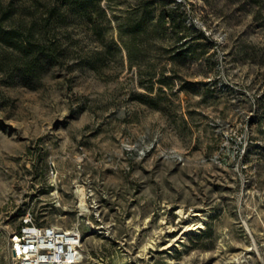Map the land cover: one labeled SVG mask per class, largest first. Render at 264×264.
<instances>
[{"label":"rangeland","instance_id":"374dc122","mask_svg":"<svg viewBox=\"0 0 264 264\" xmlns=\"http://www.w3.org/2000/svg\"><path fill=\"white\" fill-rule=\"evenodd\" d=\"M10 1L0 264L26 213L79 225L78 264H264V0ZM54 6L26 74L5 34Z\"/></svg>","mask_w":264,"mask_h":264},{"label":"built area","instance_id":"2783aa9c","mask_svg":"<svg viewBox=\"0 0 264 264\" xmlns=\"http://www.w3.org/2000/svg\"><path fill=\"white\" fill-rule=\"evenodd\" d=\"M82 232L79 225L42 224L26 213L9 234L11 264H78Z\"/></svg>","mask_w":264,"mask_h":264},{"label":"trees","instance_id":"16d2710c","mask_svg":"<svg viewBox=\"0 0 264 264\" xmlns=\"http://www.w3.org/2000/svg\"><path fill=\"white\" fill-rule=\"evenodd\" d=\"M100 0H76V4L78 5L77 10H84L88 7V5L92 3H99ZM70 0H62V5L65 7L69 6ZM17 8L14 6L13 2L5 3L4 0H0V31L3 30V21L8 20L13 23H18V26L22 25V20L19 17L20 14L17 12ZM59 7H50L45 16L41 17V20L32 17L30 23L31 25L26 28L27 31H20L18 28H13L12 30H8L6 32V36H8L6 40L12 48H14L19 56V60L24 61L25 63V73H31L36 68L41 66L44 62H48L53 58L52 51L55 49L54 46L50 47V53L47 55L44 54V42L43 38L47 33V29L51 23V20L59 18ZM82 12V11H81ZM55 22V21H54ZM163 23H160L161 26ZM37 30L40 32L39 37L34 35L33 30ZM129 32L136 33L142 29V23H131L129 25ZM153 31H156V28H153ZM126 45V48L129 52L130 61H133V56L137 54V49L134 45L123 41ZM11 58H8L7 64L12 62ZM15 62V61H14ZM152 88V87H150Z\"/></svg>","mask_w":264,"mask_h":264}]
</instances>
